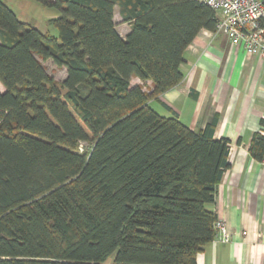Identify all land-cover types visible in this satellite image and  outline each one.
<instances>
[{"label":"trees","instance_id":"obj_1","mask_svg":"<svg viewBox=\"0 0 264 264\" xmlns=\"http://www.w3.org/2000/svg\"><path fill=\"white\" fill-rule=\"evenodd\" d=\"M34 1L59 11L57 37L0 1V264H195L215 237L207 205L230 142L213 138L215 119L194 132L148 103L183 80V53L215 30V12L193 0ZM248 152L264 163L262 132Z\"/></svg>","mask_w":264,"mask_h":264},{"label":"crops","instance_id":"obj_2","mask_svg":"<svg viewBox=\"0 0 264 264\" xmlns=\"http://www.w3.org/2000/svg\"><path fill=\"white\" fill-rule=\"evenodd\" d=\"M114 23L124 39L128 25L115 15ZM180 71L183 80L148 105L157 104L160 116L194 132L215 119L213 138L230 142L229 168L207 209L225 220L232 241L205 245L195 264H264V163L248 152L252 135L264 134V59L245 56L224 35L201 30L184 51Z\"/></svg>","mask_w":264,"mask_h":264},{"label":"built area","instance_id":"obj_3","mask_svg":"<svg viewBox=\"0 0 264 264\" xmlns=\"http://www.w3.org/2000/svg\"><path fill=\"white\" fill-rule=\"evenodd\" d=\"M215 12V35H224L235 50L245 56L264 59V0H193ZM88 148L79 143L78 152ZM213 242L227 244L232 241L224 219L214 225Z\"/></svg>","mask_w":264,"mask_h":264},{"label":"rangeland","instance_id":"obj_4","mask_svg":"<svg viewBox=\"0 0 264 264\" xmlns=\"http://www.w3.org/2000/svg\"><path fill=\"white\" fill-rule=\"evenodd\" d=\"M3 2L23 23H26L33 28H36L42 33H49L54 37L58 36L57 29L52 26L49 21L56 19L60 16L58 10L54 8H47L34 0H0ZM115 19L119 21L118 10L115 11ZM46 73L54 78L57 82H62L65 79L66 72L64 69L57 68L50 60L43 62ZM0 91L2 88L0 86ZM154 110L159 112L161 108L157 104L151 106ZM85 150V149H84ZM114 255L108 257L101 264H112Z\"/></svg>","mask_w":264,"mask_h":264}]
</instances>
